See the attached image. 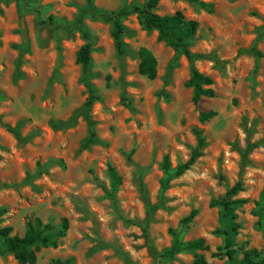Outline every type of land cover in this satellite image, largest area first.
<instances>
[{
	"label": "rangeland",
	"instance_id": "1",
	"mask_svg": "<svg viewBox=\"0 0 264 264\" xmlns=\"http://www.w3.org/2000/svg\"><path fill=\"white\" fill-rule=\"evenodd\" d=\"M146 1L92 3L118 11ZM200 1L213 12L191 0H159L154 11L181 12L198 23L189 49L202 58L192 65L213 80V98L192 103L190 62L135 15L122 21L123 56L114 48L111 24L86 16L88 82L97 97L87 109L90 92L76 63L85 40L75 28L86 0H0L2 225L22 236L27 216L50 223L52 233L62 218L69 221L65 237L41 248L35 264H200L199 258L243 264L247 254L264 260V0ZM141 47L157 60L153 80L138 72ZM209 110L217 115L201 123L199 113ZM91 131L94 141L87 143ZM197 131L205 140L202 155L161 190L172 174L164 171L165 157L171 171L185 163ZM108 166L120 178L113 199ZM239 180L242 190L228 198L246 202L236 209L240 227L230 262L216 255L224 252V236L215 232L226 221L211 202ZM145 199L156 206L150 215ZM192 210L196 217L183 224ZM196 239L204 240L202 249L164 254ZM0 264L18 263L5 254Z\"/></svg>",
	"mask_w": 264,
	"mask_h": 264
},
{
	"label": "trees",
	"instance_id": "2",
	"mask_svg": "<svg viewBox=\"0 0 264 264\" xmlns=\"http://www.w3.org/2000/svg\"><path fill=\"white\" fill-rule=\"evenodd\" d=\"M198 2V4L206 11L212 13L214 8L211 4L202 2L200 0H191ZM86 7L81 10V13L76 18L75 28L81 33L85 40V43L76 53V63L80 65L82 73L85 77V85L89 89L90 95L86 102V108L89 109L91 103L97 97L94 94V90L91 84L88 82L89 68L91 64V36L84 27V19L89 16L93 19H102L111 24V38L114 43V48L119 56L125 54V45L122 40L125 27L123 25V19L130 15H135L139 25L145 30H155L158 34V41L164 42L167 46L171 47L176 53L184 55L191 64L190 77L186 83V86L192 89V103L197 105L202 98H213L215 92L212 89L213 80L203 73L199 72L192 63L202 58L201 55L192 53L189 49V42L195 35L198 28V23L194 20H187L181 12H175L172 15H159L155 13V9L159 0H147L142 5H134L129 8H122L118 11H103L94 7L92 0H86ZM49 24L54 26V22L51 18L48 19ZM45 23V22H43ZM258 55V53H257ZM138 72L153 80L157 73V60L153 53L145 48L141 47L138 50ZM217 113L213 110L202 111L199 113V121L201 123L207 122L213 119ZM12 133L19 137L16 131ZM197 146L192 150L189 159L182 164H179L175 170L171 171L168 158L165 157L163 168L166 174H170L167 178L161 181V190L168 188L169 182L172 178L179 177L185 172L189 171L194 165L196 159L202 155V149L205 145L204 137L200 131L196 132ZM94 141V133L90 132V137L87 143ZM111 191L109 197L113 199L117 186L120 183V178L116 170L112 166H108L107 169ZM141 177L139 176V179ZM141 192L143 191L142 182L139 181ZM242 190V182L239 180L231 188L228 189L226 197L219 201H212L211 206H218L223 218L226 221V227L222 230H217L215 233L224 236V252L216 254L219 257L225 256L230 262L234 260L236 250L233 244V237L237 235V231L240 227L236 222L237 214L236 209L245 204L243 199H229L228 197H234L238 191ZM146 206L148 208V215L156 209V206L151 207L145 199ZM7 214L5 207H0V255L11 254L18 264H35L36 254L41 248L55 247V238H64L66 232L69 229V221L67 218H62L59 230L56 233H52L54 227L50 223H43L39 217L27 216L24 223V232L22 236L13 234L11 226H3L4 216ZM197 212L192 210L189 215L182 219L183 224L191 223L196 217ZM204 246L203 239H196L189 241L185 244H174L164 254L168 257H172L181 251H195L200 250ZM200 264L203 263V259L199 258ZM51 264H76L72 260L67 259L64 261H54ZM243 264H264V260H256L250 255H245Z\"/></svg>",
	"mask_w": 264,
	"mask_h": 264
}]
</instances>
